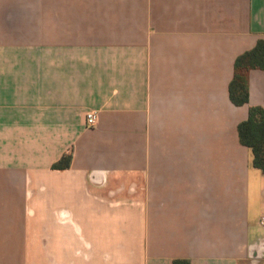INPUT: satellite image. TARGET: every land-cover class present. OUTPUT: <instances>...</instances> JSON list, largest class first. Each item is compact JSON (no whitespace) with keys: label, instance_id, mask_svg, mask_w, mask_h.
Wrapping results in <instances>:
<instances>
[{"label":"crops","instance_id":"1","mask_svg":"<svg viewBox=\"0 0 264 264\" xmlns=\"http://www.w3.org/2000/svg\"><path fill=\"white\" fill-rule=\"evenodd\" d=\"M260 39L264 0H0V264H264Z\"/></svg>","mask_w":264,"mask_h":264},{"label":"trees","instance_id":"2","mask_svg":"<svg viewBox=\"0 0 264 264\" xmlns=\"http://www.w3.org/2000/svg\"><path fill=\"white\" fill-rule=\"evenodd\" d=\"M253 70L264 72V39L258 40L256 46L238 56L234 75L230 83V100L235 106L250 103V73ZM242 144L251 149L253 167L264 174V108L249 106L248 118L238 126ZM73 160L72 152L64 154L53 164L54 169H69ZM174 264H191L187 259H176Z\"/></svg>","mask_w":264,"mask_h":264},{"label":"built area","instance_id":"3","mask_svg":"<svg viewBox=\"0 0 264 264\" xmlns=\"http://www.w3.org/2000/svg\"><path fill=\"white\" fill-rule=\"evenodd\" d=\"M99 119V115L95 111H89L86 114V126L87 127H95L97 125ZM261 223H264V218L261 220Z\"/></svg>","mask_w":264,"mask_h":264}]
</instances>
